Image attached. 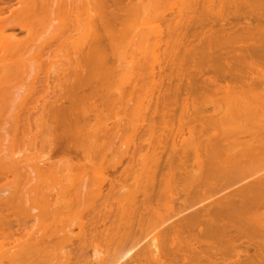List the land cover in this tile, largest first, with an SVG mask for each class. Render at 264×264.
<instances>
[{
	"label": "bare ground",
	"instance_id": "6f19581e",
	"mask_svg": "<svg viewBox=\"0 0 264 264\" xmlns=\"http://www.w3.org/2000/svg\"><path fill=\"white\" fill-rule=\"evenodd\" d=\"M8 1L0 264H264V0Z\"/></svg>",
	"mask_w": 264,
	"mask_h": 264
},
{
	"label": "rangeland",
	"instance_id": "374dc122",
	"mask_svg": "<svg viewBox=\"0 0 264 264\" xmlns=\"http://www.w3.org/2000/svg\"><path fill=\"white\" fill-rule=\"evenodd\" d=\"M3 1V0H2ZM2 1L0 0V4L2 3ZM9 1H12V3H13V6L14 7H17L18 6V2H20L21 0H9ZM8 1V2H9ZM5 3H7V0H5L4 1ZM3 2V3H4ZM3 3H2V5H3ZM2 5H0V6H2ZM164 5V4H163ZM162 5V3H161V7L163 6ZM159 6V5H158ZM169 5H165V8H164V6H163V8H160V6H159V9L161 10L160 12L159 11H157L158 12V15L162 12V9H163V11H166L168 8H166V7H168ZM171 6V5H170ZM169 6V7H170ZM171 8V7H170ZM169 8V9H170ZM158 9V10H159ZM156 13V12H155ZM164 13V12H163ZM163 13H161V14H163ZM166 15H168V17H169V14H166ZM150 16L152 17V14H150ZM153 16H155V14L153 15ZM160 17H153V19L152 18H150V19H145V21L144 22H142V21H140V23H138V27L135 29V32L137 33V32H140V31H146L147 29L146 28H148V30H149V28L151 29V28H153V27H155V25H157V23H158V21L160 20V18L162 17V15H159ZM147 18V17H146ZM141 20H142V18H140ZM144 20V19H143ZM158 20V21H157ZM157 21V22H156ZM155 22H156V24H155ZM144 23V24H143ZM153 26V27H152ZM147 30V31H148ZM8 32L9 33H14V34H16L17 36H18V38H20V39H22V38H24L25 36H26V33L25 32H20V30L19 29H8ZM150 49V48H149ZM149 52H150V50H148ZM148 52V53H149ZM151 53V52H150ZM1 55V54H0ZM150 57V56H149ZM148 56H147V58L148 59H150ZM26 77V78H25ZM18 81H19V83H20V86L23 84V83H26V85L28 84V82H29V80H28V78H27V76H26V74H23L19 79H18ZM16 89H14V90H12V91H15ZM2 108H4V107H2ZM7 110V109H6ZM2 112V113H1ZM1 112H0V166L1 167H3V168H9V167H11V166H13L14 165V161H18V160H16V159H20V161H25V159L24 158H22L25 154H27L28 156H30V159L32 158L33 159V156L34 155H32L33 153H35V151H32L31 149H32V147H30V146H27L26 145V143L22 140V138H21V135H16L15 134V132H14V127H13V119H12V117L6 112H4L3 113V110L1 109ZM122 115H123V113H122ZM125 143V142H124ZM122 144V146L123 145H125V144ZM31 153V154H30ZM32 156V157H31ZM120 156V155H119ZM25 157H26V155H25ZM117 157V156H116ZM120 158V157H119ZM23 159V160H22ZM32 159H31V162H30V164H32L33 165V163H32ZM192 159V158H191ZM11 160H13V162L14 163H12L11 162ZM115 160H116V158H115ZM114 160V161H115ZM117 160H118V157H117ZM126 159L124 158V159H122V163H123V165L125 164V161ZM36 161V160H35ZM114 161H113V163H114ZM33 162H34V160H33ZM27 163V162H26ZM25 163V164H26ZM29 163V162H28ZM110 163V164H109ZM117 163V162H116ZM119 163H120V161H119ZM118 163V164H119ZM122 163H120V168H121V165H122ZM115 164V163H114ZM114 164H112V166H115ZM24 165V164H23ZM31 165V166H32ZM111 166V161L110 162H108V166ZM122 165V166H123ZM107 165L106 166H104V167H107V168H105V169H110V167H108ZM113 168V167H112ZM116 168H118V166H116ZM119 168V169H120ZM118 169V171H121V169L119 170ZM104 170V169H103ZM188 170L190 171V172H196V169H195V166H194V168H193V166H192V164H191V160H190V163H188ZM99 171V170H98ZM105 173V172H104ZM109 174V176H111V172L109 171L108 172ZM94 175H95V178L97 179V177L99 176L98 174H100V173H96L97 174V177H96V174L95 173H93ZM93 174H92V176H93ZM100 176H101V174H100ZM13 177L12 176H10L9 177V179L11 180ZM93 180L94 181H96L94 178H93ZM25 181V180H24ZM26 182V181H25ZM0 185H2V183H0ZM30 186H27L26 187V189L23 191L22 189H21V193L23 194H27V192L29 191V188ZM1 188V187H0ZM13 188H11V190H12ZM17 189V188H16ZM14 190V189H13ZM19 190H17V192H18ZM10 193H12L11 191H5V194H3V197H7ZM21 193H18V194H20V196L22 195ZM106 193V192H105ZM14 195L15 194H17L16 192L15 193H13ZM17 194V195H18ZM23 194V195H24ZM28 195V194H27ZM19 196V195H18ZM23 197V196H22ZM29 197H30V195H29ZM29 197L27 198V196H26V198L27 199H29ZM183 199V198H182ZM181 200V199H180ZM182 201V200H181ZM37 202V201H36ZM35 204H37V203H35ZM38 206V205H37ZM37 209L39 210L40 208H39V206L37 207ZM37 210V211H38ZM79 211V210H78ZM77 211V212H78ZM76 212V214H78ZM67 215H69V219L70 218H72L71 217V212H68V213H66ZM74 214H75V212H74ZM72 215V216H75V215ZM67 215L65 216L66 218H67ZM87 216V215H86ZM65 217H64V219H65ZM76 218H77V215L75 216ZM68 218H67V220H68ZM72 219H74V221L73 220H68L67 222H76L77 223V221H78V219H75V218H72ZM76 220V221H75ZM64 221H66V219L64 220ZM75 223V224H76ZM66 224V223H65ZM71 224V223H70ZM75 224H72V226L70 227L71 229H72V231H73V233L74 234H77L78 233V227L75 225ZM126 251H127V249H126ZM124 253V252H123ZM135 252H133V254H134ZM89 263H90V261H89ZM6 264H8V263H6Z\"/></svg>",
	"mask_w": 264,
	"mask_h": 264
}]
</instances>
